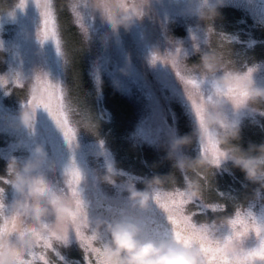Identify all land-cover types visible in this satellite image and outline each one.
<instances>
[{
    "label": "rangeland",
    "instance_id": "rangeland-1",
    "mask_svg": "<svg viewBox=\"0 0 264 264\" xmlns=\"http://www.w3.org/2000/svg\"><path fill=\"white\" fill-rule=\"evenodd\" d=\"M46 2L0 0V204L7 227L13 219L70 221L76 206L69 170L77 167L82 179L73 187L106 264H131L133 256L114 251L113 233L134 235L138 246L158 252L170 249L165 236H173L172 225L154 197L175 185L189 195V185H198L199 194L190 196L203 201L187 207H199L194 220L221 240L231 234L237 209L264 228V187L233 159L261 155L264 101L247 97L237 108L218 82L226 75L264 91V0H51L59 51L40 36ZM208 54L217 58L214 73L203 65ZM42 101L63 105L75 130L71 143ZM213 115L219 123L210 129ZM229 132L235 135L226 148L220 137ZM210 137L223 153L218 165L202 150ZM133 192L150 199L141 203ZM41 207L48 211L43 220L34 217ZM61 207L70 216L57 219ZM257 243L249 236L244 247ZM35 251L38 257L43 250ZM58 252L63 260L47 253L55 264H84L74 235ZM0 264L10 259L0 256Z\"/></svg>",
    "mask_w": 264,
    "mask_h": 264
},
{
    "label": "snow or ice",
    "instance_id": "snow-or-ice-1",
    "mask_svg": "<svg viewBox=\"0 0 264 264\" xmlns=\"http://www.w3.org/2000/svg\"><path fill=\"white\" fill-rule=\"evenodd\" d=\"M42 9V30L40 36L42 39L53 40L60 50V39L56 28L54 11L51 7V0H47L44 5L40 4ZM156 57H153V62ZM174 68H177V60L171 61ZM251 69L248 75L251 74ZM177 75L180 71L177 68ZM186 85L197 87L195 78H185L181 76ZM3 83V81H0ZM50 96H54V86L45 81ZM17 87L21 86L16 81ZM231 98V103L239 107L248 97L247 91L238 85L230 87L226 93ZM191 95V93H189ZM48 111L50 118L58 128H62L65 142L71 143L75 139V130L70 126L62 104H57L55 108L48 102H41ZM204 112L203 104L196 105V113L202 118ZM203 152L211 154L213 163L218 165L223 153L219 146L209 138V142L203 145ZM70 197L76 206V211L72 213V218L68 222L43 220L38 225H32L29 221L18 222L16 219L11 221V227L8 217L3 212V205L0 204V256L10 259V264H34L38 258L43 264H55V261L47 255L50 251L53 255L63 260L60 256L58 247L66 245L70 235H74L79 242L80 249L84 254V264H106L103 257L105 249L97 244V237L90 232V224L87 213L83 210V201L73 185H78L82 179L79 168L73 167L69 170ZM202 179H205L202 177ZM3 189H0V193ZM156 204L164 210L167 220L172 225L173 241L183 247L197 252L202 257V264H264V228L255 224L247 217L241 215V210L237 209L234 216L229 218V226L232 229L230 235L223 240L214 236L206 224H198L194 220L201 209L189 210L188 205H194L197 201H203L201 195L198 200L192 197L181 187L175 185L170 191H157L155 194ZM207 208L211 211L226 210L225 205L209 204ZM242 226V227H238ZM254 236L258 241L253 248L244 247L246 239ZM43 251L37 257L36 248Z\"/></svg>",
    "mask_w": 264,
    "mask_h": 264
},
{
    "label": "clouds",
    "instance_id": "clouds-1",
    "mask_svg": "<svg viewBox=\"0 0 264 264\" xmlns=\"http://www.w3.org/2000/svg\"><path fill=\"white\" fill-rule=\"evenodd\" d=\"M217 58L208 54L205 56L203 60V65L206 71L214 73L217 71ZM219 85L222 89H229L233 86H239L243 90L247 91L248 98L251 100H261L264 101V91L255 90L253 91L249 84H241L239 81H236L232 77L229 76H220L218 78ZM221 107H224V102H220ZM219 123L218 118L213 115L210 116L207 120L208 127L210 129H214L217 127ZM234 132H229L227 135L220 137V142L224 147L230 146L229 137L234 136ZM261 155L259 157L250 158L247 160H242L238 155H234L233 159L235 163L239 165L243 172L245 173L248 180L261 184L264 187V147L260 149ZM201 167L204 166V161L196 162ZM192 167H196V165H192ZM188 191L190 195L195 196L199 194L198 185H189ZM133 198H137L141 200V203H147L150 199V194L147 192L143 193H132ZM71 209L68 207H61L57 209V219L61 216H70ZM48 215V211L46 208L41 207L34 212V217L38 216L41 220H43ZM114 251L118 249L120 251V255L124 256L129 252L133 253L131 258V264H194L193 254L174 248L171 251L166 252H158L156 248L152 244H137L136 237L131 234L124 233H113L112 236ZM195 264H200L199 257L196 258Z\"/></svg>",
    "mask_w": 264,
    "mask_h": 264
},
{
    "label": "flooded vegetation",
    "instance_id": "flooded-vegetation-1",
    "mask_svg": "<svg viewBox=\"0 0 264 264\" xmlns=\"http://www.w3.org/2000/svg\"><path fill=\"white\" fill-rule=\"evenodd\" d=\"M167 241H168V244L170 245V249H167L165 251H171L174 248L181 249V250H185V251L193 254V261L194 262L196 261V258L199 257L200 263L202 264V257L200 256L199 253L193 252L192 250L187 249V248L183 247L182 245L175 243L173 241V236H171L170 234H168L167 236H165V242H167Z\"/></svg>",
    "mask_w": 264,
    "mask_h": 264
}]
</instances>
